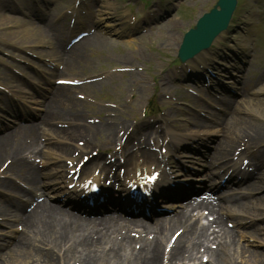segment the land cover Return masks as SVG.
Masks as SVG:
<instances>
[{"label": "rangeland", "instance_id": "1", "mask_svg": "<svg viewBox=\"0 0 264 264\" xmlns=\"http://www.w3.org/2000/svg\"><path fill=\"white\" fill-rule=\"evenodd\" d=\"M15 1L19 6H21L18 8V12L12 11L17 10L15 9L16 6L13 2H11L10 0H0V8L3 2L6 7L3 12L0 9V15H6L19 21L28 20L23 15H29L28 6L34 8L31 5L30 0ZM72 1L73 0H48V3H45L43 5L42 10L45 11L46 17L52 24L53 20L62 13L63 8L70 6ZM216 2L217 0H165L161 3L154 1L152 3V6H154V8L152 9L154 11V19H158L159 16L163 17L167 15L166 19H163V22L156 21V23H154L152 26V28L154 29L150 30L147 34L139 35L137 33H134L136 35L130 37V35L127 33H130L131 31L126 32L125 30L126 27H128L125 23L126 19H122L120 18V16L129 15V12H127V8L129 7L133 14H137L135 15L137 18H141L143 15L142 4L147 3V0L92 1L91 3H97L98 6L100 5L105 13H113V10H110L108 8H110V4H117L115 5V8L118 9V17L114 18L112 23L109 24L111 25V27H113V29L110 30L111 34L114 35L115 33H118L119 36H106V41H104L102 45L93 47L88 50V52L86 53L87 58L82 59V61L79 62V66L81 65L80 67H78L77 64L75 66L76 70H71L70 73H67L64 77L83 78L103 70L111 69H113V71H111L112 75L115 74V76L111 81L107 82V84H99L96 87V90H94L92 87L87 89L86 92L82 91L88 96L91 102H82L83 104L81 103V105L76 107H71V105L67 104L63 110H60V113L70 115L73 111L71 110V108L76 111L81 109L79 111L82 114H85L87 119H89L90 117L87 114L91 113L92 111H96L97 113L104 111L107 116H116L117 120L124 121L128 124L131 119L139 115V111L145 104H147L150 98L154 97L152 86L154 85L155 81L152 77H159L161 79L160 83L162 84L163 93L165 92V94H167L168 96H171L174 99H178L179 103H184L187 107L191 106L192 103H186V100L192 101L194 97L198 98L189 93L190 89L193 90L194 85H190V83H185L184 81L182 84L186 87L184 89V92L178 87L179 84H175V82L169 79V76L173 75L174 73L172 65H174L175 63L174 61L176 59V52L179 47L178 45L181 43L184 34L188 30L193 28V26L196 24V21L204 13L208 12L212 7H214ZM240 2H242V6L240 7V14L242 15V18L249 17L248 26H244V36L242 35L243 29H241V32L235 34V36L234 33L236 31L230 30V32H228L229 36L227 37V41L222 43L224 46H222L221 44L217 46L213 50L212 55L213 57L220 55L221 57H226L227 60L231 58L233 60L232 62L235 63V65H241L240 58L237 60L235 54L232 52H237L236 48L239 51V48H244L245 52V50L250 46L252 50L250 53L249 68L251 74H255L257 80L261 72L264 70V0H240ZM187 8H189L190 11H188ZM35 9L37 10L38 8ZM40 11L41 10L38 9L37 13L39 14ZM189 12L190 14L188 17L187 15ZM193 17L196 18L194 22L192 21ZM244 21L247 22L246 20ZM2 24L4 23L0 22V42H2V40L4 39L5 41L10 42L11 45L17 43H28V41H26L25 39L23 40L24 37H22L21 35V30L24 28L22 24H17V26L9 23H5L6 25ZM105 25L106 23L103 24V27ZM7 27H9L10 29ZM61 31L64 32L63 30ZM45 47L49 48L47 46ZM15 48L21 50L17 46L13 45V47H11L10 45H7V43H0V78L2 79L4 84L10 87L18 86V88L25 89V91L21 90L23 92L30 91L29 93H36V98L40 99L41 96L39 95V93L41 94L46 90V80L52 79L45 74V71H48L47 69H50V67L45 65L42 67V64L35 66L36 61L32 58L31 52H25L26 54H24L21 52L22 50L18 52ZM11 53H14L17 56H12ZM27 54L33 59L30 61H33L35 65H31V63L29 62L25 63L24 60L18 58V56L20 55L27 56ZM125 58L127 59V61L123 60ZM214 59L217 60L219 58L217 57ZM17 61L24 62V64ZM58 61L59 59H56V62ZM28 64H30V66H28ZM32 66L36 68L42 67V69L40 71H35L31 68ZM129 66L135 70L134 73L132 72L133 74L118 71ZM115 67L118 68L115 69ZM141 68L143 69V71H138ZM218 70L219 69H217L216 71ZM187 72L179 71V81L186 78L185 74ZM43 76L45 77L43 78ZM15 79L21 80L25 85H17L19 80L14 82ZM134 88H136V91H134ZM156 88L157 91H160L159 86ZM5 95L8 96L7 94H2L3 98L0 99V108L3 109L0 110V115L4 117L3 120L6 124H12V121L19 122L16 118H14V115L11 117L7 115V111L10 108H14L16 104L11 103L13 101L8 99ZM47 96L48 100L50 95L47 94ZM155 96H157V94ZM96 99L103 102L96 101ZM194 100L195 99H193V101ZM157 101L156 105L165 108L166 100L164 99V97L159 96L157 98ZM105 102H119L121 103V110H109L111 113H113L110 114L108 113V110L105 111L101 109L103 107L112 106L111 104ZM174 103H177V100ZM84 105H86V107H84ZM261 105L262 104H260V108L257 107L256 109L252 110H263L261 111V113L263 114L262 117H264V109L261 108ZM94 108L95 110H92ZM245 108V106L241 107V109ZM65 110L67 111V113L64 112ZM183 115L185 114L183 113ZM247 118L248 121L251 122L255 127L264 129V119L260 122L257 120H253V117H251V115H247ZM37 121V119H34L31 122L36 123ZM31 122H25L22 124ZM157 124H160V122H158ZM110 130L108 129L109 133ZM37 134L39 135V133ZM77 140H79L78 142H80V137H77ZM5 152V156L0 157L1 162L5 158H8V151L6 150ZM49 169L50 168L46 169V171H48ZM261 231L264 232V229ZM0 243H3L1 239ZM258 250L262 251L263 248H259ZM260 256L262 255L260 254ZM255 259L256 258L251 255V264L255 262Z\"/></svg>", "mask_w": 264, "mask_h": 264}, {"label": "bare ground", "instance_id": "2", "mask_svg": "<svg viewBox=\"0 0 264 264\" xmlns=\"http://www.w3.org/2000/svg\"><path fill=\"white\" fill-rule=\"evenodd\" d=\"M111 9L113 10V6ZM1 16L2 15H0V22L4 23L2 25H6L5 23L14 24L16 26L17 24L23 25L24 28L21 30V35L24 37L23 40L25 39L28 41V43H24V45H35L37 43L48 44L55 40L53 47L55 48L56 53H60L61 40L59 38H54L55 31L52 28L48 26H36L29 22L26 23L4 15L2 17ZM100 39L101 37H99L98 34H94L88 39V41L95 43ZM87 46H89V43L83 42L78 45L73 52L68 54L66 58L67 72L71 70L75 71V66L77 65L76 63H78V67H80L79 61L81 60L79 55L84 52ZM259 91V94L264 97V84ZM59 94L60 90L52 104L63 106V94ZM241 104L246 107V110H241L242 113L252 115L253 117L258 118V121H260V119H264V117H262L263 114L261 113L263 110H252L257 107L260 108L261 101L251 102L249 100H242ZM261 108L264 109V101ZM197 125L199 128L206 127V124L204 123L196 124L195 127H198ZM114 129L116 130L117 128L114 127ZM28 130H30V128ZM50 131L52 135L57 138L69 139L74 138L75 135L78 136L79 134L86 133V130L81 131V129H74L73 131L50 129ZM222 133V139L215 147L217 157L220 155L222 149L229 151L234 146L240 145V143H244L245 148L252 144L251 146L258 147V151L254 154V157L264 163V146L259 144L264 142L263 128L255 127L245 116H242L241 118H231V120L224 125ZM18 138L19 134L17 133L15 136L0 139V157L2 156L3 147H13V144L15 143L14 140H17ZM168 144H170V142ZM70 150L71 149L69 147L63 146L61 147L60 152L68 154ZM145 153L149 157H147ZM145 153L138 150L133 154H130L125 161V165L127 166L129 172L133 173V177L131 178L132 180H136L144 175L142 164H140V161L137 162V160H142V163L144 164L150 163L157 169H161L162 167V158L159 159V157L155 154L148 151H145ZM93 161L96 162V159ZM161 171L162 176L164 177L166 170ZM103 172L105 175L110 174L105 166L103 167ZM260 175L261 174H257L256 177H259ZM95 180H97V178H95ZM258 181L259 180H256L253 184L247 185V188L251 187L249 190L255 191L256 187L260 184L256 185ZM249 196V200H244V202L240 204H234L231 206L224 205L223 214L232 216L233 219H236L244 213H237L235 208L246 211V214L250 215L253 214L250 211H252L255 206H263V196ZM202 207L204 210H210L211 213L216 212L219 216L217 213V211H219V205L209 204ZM194 211L195 210L180 211L173 221L165 223L155 229L154 235L157 239H155L147 247L136 252V247L133 246L131 241L123 239L120 240L114 237L108 238L106 235H101L111 231L112 229L116 231L123 229L124 223L118 221L103 222L95 227L89 228L85 220L76 218L61 209L54 206L45 205L43 208L40 206L34 212L29 214L25 226L27 229L34 231V233H40L39 237L44 238L45 240L48 239V243L44 244V248L36 246V244L32 243L31 236L33 235H27L25 236L26 238L23 237V242L25 243L10 249L1 259L0 264H58L57 259L65 261L66 264H69L70 261H75L79 264H163L165 262V257L167 263H172L178 262L185 255L192 252L196 251L199 254L200 251L198 248L202 246V243L205 240H207L210 244L211 237H214L213 242H216L218 239L226 241L224 245H220V250H222L221 252L217 251L212 253V258H214L215 261L217 260L221 263V258H226V255H224L226 251L227 255L230 254V259H227L230 264H246L250 250L249 248L244 249L242 246L236 247L234 245L237 237L234 231L225 229L223 217L219 216L217 220H214L212 223L204 225L201 229H196L193 226V219L189 215V213H193ZM236 223H238V220H236ZM213 225H215V228H213ZM176 228L182 230V234L177 240V249H172L166 256L162 240H164V244L171 240V238H168L169 233ZM96 229V235H100V239L98 241L91 238V233H93ZM212 229L213 232L210 233ZM76 233H78V235H75ZM252 234L255 239H258L259 233L254 228L252 229ZM246 236H248V234H246ZM53 250L54 254L57 256L52 254ZM252 252L250 254H253V257L256 258L254 263L264 264V257L259 256L261 252ZM39 260L40 263H38Z\"/></svg>", "mask_w": 264, "mask_h": 264}, {"label": "water", "instance_id": "3", "mask_svg": "<svg viewBox=\"0 0 264 264\" xmlns=\"http://www.w3.org/2000/svg\"><path fill=\"white\" fill-rule=\"evenodd\" d=\"M206 45V44H205Z\"/></svg>", "mask_w": 264, "mask_h": 264}]
</instances>
